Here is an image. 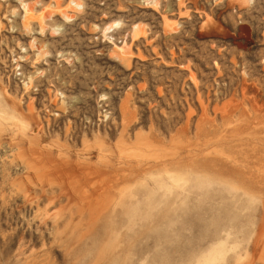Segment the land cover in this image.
<instances>
[{
  "label": "rangeland",
  "instance_id": "obj_1",
  "mask_svg": "<svg viewBox=\"0 0 264 264\" xmlns=\"http://www.w3.org/2000/svg\"><path fill=\"white\" fill-rule=\"evenodd\" d=\"M0 264H264V0H0Z\"/></svg>",
  "mask_w": 264,
  "mask_h": 264
},
{
  "label": "bare ground",
  "instance_id": "obj_2",
  "mask_svg": "<svg viewBox=\"0 0 264 264\" xmlns=\"http://www.w3.org/2000/svg\"><path fill=\"white\" fill-rule=\"evenodd\" d=\"M78 3V2H77ZM79 6V5H78ZM249 30V29H248ZM248 30L246 29V28H242V32H243V34L245 33V34H248ZM247 36V35H246ZM244 37H245V35H244ZM245 38H247V37H245Z\"/></svg>",
  "mask_w": 264,
  "mask_h": 264
}]
</instances>
